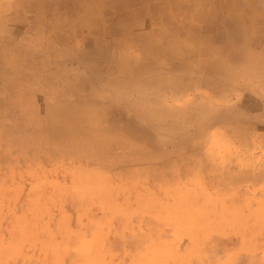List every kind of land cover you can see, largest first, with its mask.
<instances>
[{
	"label": "crops",
	"instance_id": "crops-1",
	"mask_svg": "<svg viewBox=\"0 0 264 264\" xmlns=\"http://www.w3.org/2000/svg\"><path fill=\"white\" fill-rule=\"evenodd\" d=\"M244 1L0 0V264H248L264 249L253 105L250 135L228 124L218 139V119L186 99L215 59L184 51L256 15ZM156 143L179 157L156 162Z\"/></svg>",
	"mask_w": 264,
	"mask_h": 264
},
{
	"label": "rangeland",
	"instance_id": "rangeland-1",
	"mask_svg": "<svg viewBox=\"0 0 264 264\" xmlns=\"http://www.w3.org/2000/svg\"><path fill=\"white\" fill-rule=\"evenodd\" d=\"M239 5L242 6V4H239ZM236 9H237V6H236ZM249 13L250 11L246 12V14L244 15L245 18L242 17L243 15L234 16L233 17L234 28L230 32L226 30L225 25L223 28H221L223 25L222 24L220 25L221 23L220 22L216 24L218 27V30L215 27L216 25H213L215 27V30H212V31L204 30L203 32L199 33L201 36V39H203L202 41L203 44H206L204 43L205 39L206 40L210 38L213 39L212 43H214V45L213 46L207 45L206 46L207 48L205 49L206 51L208 50V48H214L216 50L215 56L217 57H214L215 60H220V61L231 60L233 61L234 64H245L246 63L245 66L240 67L242 68V71H244V73L241 74V76L236 77L234 74H229L226 80V83L224 85L222 84L224 87L225 86L232 87L231 91L235 90V93L233 95L232 93H230L229 95L228 94L226 95L225 93L214 92V90H211V88L205 84L203 79L192 81V85L188 82L189 87L191 89L188 88L190 90H188V95L186 96L187 104L191 106L193 105L192 102L194 101L200 102L202 104L201 106L202 110L200 111V113L204 115V117L208 116L207 118L211 119V116H212L213 119H218V123H219L218 126L212 129L214 130L215 136H218V139H227L228 137L227 133L230 132V130L227 131L229 128L228 126H231V125L234 126L236 130H238V133L236 132L238 136L242 135L243 130H247L246 135H250V129H251L250 125L252 126V124L248 118L251 112L250 113L246 112L247 111L246 106H252V105H253V109H252L251 115L255 120L258 121L257 122L258 126L261 125L258 128V130H256V132H258L260 136L264 135V66L261 67V69H263L262 71L259 70L258 73L254 72L253 71L254 64L252 60L253 57L250 56V55L260 56V53H264V47L263 46L260 47L259 45L260 43L258 40L260 36H264V22H262L261 20L255 19L254 16L246 18V16ZM259 15L260 14L256 16H259ZM159 36H162V33H160ZM192 39H199L198 34L196 36L193 35ZM231 51L234 54H237V53L250 54V55L244 56V58L246 59L247 56H250L252 63H247L246 61L245 62L239 61L237 57L230 54ZM135 54H141V52L135 53ZM223 54L225 56H223ZM195 56H198V55H195ZM204 56H199V57H201L203 60H206ZM258 56L257 58H259ZM209 60L212 61L211 59ZM211 63L212 62L199 63L198 66L202 68H205V66L210 67L212 65ZM203 74L208 75L213 79H216V76L214 73L203 71ZM221 75L223 74H220V76ZM221 77H219V79ZM244 79H246V82L249 84L250 88L249 87H247V89L245 87L237 88L235 87V85H233V83L242 82L244 81ZM195 85H197V87H195ZM189 113L190 112H188V117L191 116ZM228 124H231V125H228ZM210 130L207 131L208 134L204 136L202 139H210V133H211ZM189 131H194V128L192 129L188 127L187 139H190L188 137L190 135ZM146 133L147 131L144 132V134ZM161 134L165 135L168 133H166V131H163V129H161ZM171 139H179V137L171 136ZM155 146H156V156L158 158L162 157L161 154L163 150L169 151V149L171 151L172 150L174 151L173 155L175 153L178 156L177 151L179 150V146L177 144L167 145V144H157L156 143ZM158 149L160 152L158 151ZM251 152L252 151H250V153ZM159 160L160 158L156 159L155 161L157 162ZM165 180H167L168 182L172 181L174 183H178L179 177L175 176L171 180H169V177H166ZM167 194H168L167 196L168 206H173V205L177 206V203L179 202V196H182V195H178L176 194V192L175 193L168 192ZM156 196H158L157 193H156ZM182 199H185V198L183 197L181 198V200ZM249 210L253 212L255 209L251 208ZM9 242L12 244L14 241L11 240ZM221 242L222 241L219 242L220 245L223 243ZM15 243L17 245L18 241H15ZM1 244H2V241L0 240V245ZM260 247L263 248V245H261ZM260 247L257 250L258 252H256L257 254L248 255L247 257L248 264H261L264 262V255H262V253L264 252V249ZM224 259H225V256H223L222 254L216 257V260L218 263L224 262Z\"/></svg>",
	"mask_w": 264,
	"mask_h": 264
},
{
	"label": "bare ground",
	"instance_id": "bare-ground-1",
	"mask_svg": "<svg viewBox=\"0 0 264 264\" xmlns=\"http://www.w3.org/2000/svg\"><path fill=\"white\" fill-rule=\"evenodd\" d=\"M239 4H243V6H246V7H250L251 8V10H255L256 12H257V14H260L259 16H256V15H253L252 13H249L247 16H246V18H249V17H253L254 16V18L255 19H258V20H261L262 22H264V0H247V1H244V2H240ZM3 5V4H2ZM249 8V9H250ZM19 11V10H18ZM16 12V11H15ZM243 18H245L244 16H242ZM30 18V17H29ZM0 19H1V17H0ZM241 19V18H240ZM246 20V19H245ZM248 20V19H247ZM3 21V20H2ZM29 22H30V20H29ZM32 22V21H31ZM246 24H247V22H246ZM19 25V24H18ZM240 27V26H239ZM255 27V26H254ZM46 29H48V28H46ZM247 30V29H246ZM245 30V31H246ZM48 31V30H47ZM55 33V32H54ZM58 34V33H57ZM56 34V35H57ZM54 36V35H53ZM134 36V35H133ZM50 37H51V35H50ZM55 37V36H54ZM58 37V36H57ZM234 37V36H233ZM17 38V37H16ZM42 38V37H41ZM53 38V37H52ZM51 38V39H52ZM62 38V37H61ZM81 38V37H80ZM18 39V38H17ZM29 40H31V39H29ZM64 40V39H63ZM258 40H259V45H260V47L261 46H263L264 47V36H260V38H258ZM32 41H34V40H32ZM32 41H30V42H32ZM50 41H52V40H50ZM49 41V42H50ZM53 41H54V38H53ZM87 41V40H86ZM25 42V41H24ZM54 42H56V41H54ZM59 42V41H58ZM21 43V42H20ZM78 43V42H77ZM57 44V43H56ZM48 45V44H47ZM84 46V45H83ZM242 47H243V45H242ZM206 48V47H205ZM205 48H199V47H188V51H184L185 52V54L189 57H193V56H195V55H198V56H204L205 57V59H207L208 57H213V59H214V57H217V56H215V53H216V50L214 49V51L211 49V48H208V50L206 51V49ZM225 49V48H224ZM248 49H250V48H248ZM248 49H246V50H248ZM252 49V48H251ZM256 49V48H255ZM65 50V49H64ZM178 48L177 49H175V50H173L172 49V51H173V53L175 54V53H178ZM67 52H68V50H66ZM65 51V52H66ZM225 51V50H224ZM239 51V50H238ZM250 51V50H249ZM248 51V52H249ZM40 52V51H39ZM70 52V51H69ZM184 52H182V54H184ZM223 52V51H222ZM242 52V51H241ZM257 52V51H256ZM8 53V52H7ZM12 53V52H11ZM258 53H259V51H258ZM53 54V53H52ZM209 54V55H208ZM230 54L231 55H233V56H235V57H237L238 59H239V61H246L247 63H252L251 62V58H250V56H252L253 57V66H254V72H256V73H258V71L260 70V71H262L263 69H261V67L262 66H264V53H260V56H258L259 58H257V56L256 55H250V54H242V53H237V54H234L232 51L230 52ZM62 55V54H61ZM246 55H250V56H247L246 57V59L244 58V56H246ZM63 56V55H62ZM223 56H225L224 54H223ZM64 57H66V56H64ZM84 57H88V56H84ZM36 58V57H35ZM87 60V59H86ZM4 61V60H3ZM220 60H214V62H212L211 64V66L210 67H206L205 66V68H203L202 69V71H207V72H209V73H214L217 77H218V81L219 82H221V84H225L226 83V80H227V78H228V76H229V74H234L236 77H238V76H241V74H243L244 73V71H242V68H240V67H242V66H245V64H234L233 63V61H231V60H227V61H225V63H223V64H217L218 62H219ZM18 62V61H17ZM78 62V61H77ZM115 62V61H114ZM113 62V63H114ZM4 63H5V61H4ZM34 63V62H33ZM49 63V62H48ZM95 63V62H94ZM109 63V62H108ZM242 63V62H241ZM91 64V63H90ZM84 65V64H83ZM87 65V64H86ZM239 65V66H238ZM76 66V65H75ZM109 66H110V64H109ZM209 66V65H208ZM67 67V66H66ZM118 67V66H117ZM12 68V67H11ZM87 68V67H86ZM101 68H102V66H101ZM111 68V67H110ZM232 68V69H231ZM74 69V68H73ZM107 69V68H106ZM109 69V68H108ZM244 69V68H243ZM89 70H91V69H89ZM109 70H111V69H109ZM129 70V69H128ZM147 70V69H146ZM231 70V71H230ZM249 70V69H248ZM70 71H71V69H70ZM191 71V70H190ZM82 72V71H81ZM89 72H91V71H89ZM99 72V71H98ZM133 72V71H132ZM180 72V71H179ZM178 72V73H179ZM192 72V71H191ZM83 73V72H82ZM104 73H106V72H104ZM125 73V72H124ZM140 73V72H139ZM147 73V72H146ZM100 74V73H99ZM123 74V73H122ZM128 74V73H127ZM135 74V73H134ZM144 74H145V72H144ZM220 74H223V75H221L220 76ZM255 74V73H254ZM90 75H92V74H90ZM89 75V76H90ZM94 75V74H93ZM191 75V74H190ZM71 76H72V74H71ZM100 76V75H99ZM98 76V77H99ZM107 76V75H106ZM105 76V77H106ZM130 76V75H129ZM155 76V75H154ZM201 76V75H200ZM95 77H96V75H95ZM117 76H115V78H116ZM133 77V76H132ZM219 77H221L220 79H219ZM77 78V77H76ZM108 78H109V76H108ZM112 78V77H111ZM139 78V77H138ZM158 78V77H157ZM165 78V77H164ZM163 78V79H164ZM201 78L204 80V82H205V84L207 85V86H209L210 88H211V90L213 89L215 92L216 91H218V92H220V93H228V92H230L231 91V88L232 87H229V86H223V88L222 89H219V88H217V86H216V82H215V80H211V79H209V76L208 75H205V74H203V76H201ZM102 79V78H101ZM103 79H105V78H103ZM121 79H123V78H121ZM127 79V78H126ZM136 79V78H135ZM153 79H155V78H153ZM191 79V78H190ZM230 80V79H229ZM76 81H78V80H76ZM115 81V80H114ZM151 81H155V80H151ZM222 81H223V83H222ZM232 81H234V80H232ZM109 82V81H108ZM134 82V81H133ZM178 82V81H177ZM187 82V81H186ZM72 83V82H71ZM101 83V82H100ZM100 83H99V85H100ZM140 83V82H139ZM176 83V82H175ZM196 83V82H195ZM96 84V83H95ZM116 84H118V83H116ZM155 84V83H154ZM153 84V85H154ZM98 85V86H99ZM112 85V84H111ZM130 85V84H129ZM165 85V84H164ZM186 85V84H185ZM233 85H235V87H239V88H243V87H245L246 89H247V87H249V84L246 82V79H244V81H242V82H237V83H233ZM97 86V85H96ZM113 86V85H112ZM112 86H110V88L112 87ZM131 86V85H130ZM141 86V85H140ZM148 86V85H147ZM150 86V85H149ZM181 86V85H180ZM187 87H186V89H188V88H190L189 87V84L187 83V85H186ZM76 87V86H75ZM115 87V86H114ZM119 87V86H118ZM167 87V86H166ZM173 87V86H172ZM195 87H197V85H195ZM205 87V86H204ZM99 88V87H98ZM105 88V87H104ZM113 88V87H112ZM137 88V87H136ZM168 88V87H167ZM177 89V88H179V86H174V88L173 89ZM250 88V87H249ZM71 89V88H70ZM85 89V88H84ZM88 89V88H87ZM94 89V88H93ZM263 89V88H262ZM68 90V89H67ZM147 90V89H146ZM166 90V89H165ZM181 90H183V88L181 89ZM249 90V89H248ZM66 91V90H65ZM80 91H81V89H80ZM84 91V90H83ZM94 91V90H93ZM143 91V90H142ZM148 91V90H147ZM159 91V90H158ZM178 91V90H177ZM184 91V90H183ZM55 92V91H54ZM70 92V91H69ZM100 92V91H99ZM115 92V91H114ZM125 92V91H124ZM160 92V91H159ZM159 92H157V96H158V93ZM173 92V91H172ZM99 94V93H98ZM105 94V93H104ZM109 94V93H108ZM118 94V93H117ZM227 95V94H226ZM114 96V95H113ZM154 96V95H153ZM110 97V96H109ZM150 98V97H149ZM155 98H157V97H155ZM147 100V99H146ZM149 100H151V98L149 99ZM145 101V100H144ZM152 101V100H151ZM151 101H149V102H151ZM159 101V100H158ZM122 102V101H121ZM146 102H148V101H146ZM74 103V102H73ZM80 103V102H79ZM72 104V103H71ZM79 105V104H78ZM77 106V105H76ZM78 107V106H77ZM143 107V106H142ZM148 107V106H147ZM80 108V107H79ZM129 108V107H128ZM137 108V107H136ZM149 108V107H148ZM139 112V111H138ZM175 113V112H174ZM100 114V113H99ZM140 114H142V113H140ZM169 114V113H168ZM83 116H85V115H83ZM82 116V117H83ZM177 116V115H176ZM179 116V115H178ZM98 120V119H97ZM107 123V122H106ZM98 124V123H97ZM96 124V125H97ZM108 124V123H107ZM30 126V125H29ZM41 130V129H40ZM106 131V130H105ZM35 132H37L36 130H35ZM112 133V132H111ZM114 148V147H113ZM111 149V148H110Z\"/></svg>",
	"mask_w": 264,
	"mask_h": 264
}]
</instances>
